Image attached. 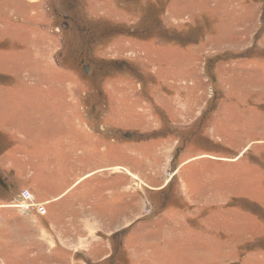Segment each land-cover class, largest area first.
<instances>
[{
	"label": "rangeland",
	"instance_id": "374dc122",
	"mask_svg": "<svg viewBox=\"0 0 264 264\" xmlns=\"http://www.w3.org/2000/svg\"><path fill=\"white\" fill-rule=\"evenodd\" d=\"M1 141L0 264H264V0H0Z\"/></svg>",
	"mask_w": 264,
	"mask_h": 264
},
{
	"label": "built area",
	"instance_id": "2783aa9c",
	"mask_svg": "<svg viewBox=\"0 0 264 264\" xmlns=\"http://www.w3.org/2000/svg\"><path fill=\"white\" fill-rule=\"evenodd\" d=\"M26 191V194H22L25 198V201L18 204L16 203L15 207L18 208V210H20L23 214H25V212H27V210L25 209L26 207H33V209H35V212L38 213V214H42L45 212V207L43 204L41 203H37L34 201V199L32 198V196L30 195V193H28L27 190ZM24 192V191H23ZM24 207V209H23Z\"/></svg>",
	"mask_w": 264,
	"mask_h": 264
},
{
	"label": "flooded vegetation",
	"instance_id": "af4514ba",
	"mask_svg": "<svg viewBox=\"0 0 264 264\" xmlns=\"http://www.w3.org/2000/svg\"><path fill=\"white\" fill-rule=\"evenodd\" d=\"M88 100L83 98L84 108H85V111H86V117H87L88 121H90V120H93L92 119V116L94 115L93 111H94V109L96 107V104H94V103L96 101L95 100H90V99H88ZM1 178H2L3 182L6 185V187H3V188H8V187L11 188V184L9 182H6L5 178H3V176Z\"/></svg>",
	"mask_w": 264,
	"mask_h": 264
},
{
	"label": "crops",
	"instance_id": "0c3cea01",
	"mask_svg": "<svg viewBox=\"0 0 264 264\" xmlns=\"http://www.w3.org/2000/svg\"><path fill=\"white\" fill-rule=\"evenodd\" d=\"M77 115L81 118V120L84 122V121H86V122H89L88 121V119H87V117H86V111H85V108H84V103H83V98H82V101L80 100V108L79 109H77ZM81 127H82V125H81ZM99 137H101L100 135H98ZM13 142H15V140L13 139ZM15 144V143H14ZM13 146V145H12ZM11 146V147H12ZM82 176H84V175H81L80 177H78L77 179H80ZM1 186V185H0ZM3 187V186H2ZM68 188V187H67ZM66 188V189H67ZM66 189H64L63 191H65ZM62 191V192H63ZM62 192H60L59 194H57V195H55V196H53V197H51L50 199H46L47 201H49V200H54V199H56L57 197H59L60 195H61V193ZM0 201H1V199H0ZM1 207V206H0ZM3 207H6V208H10V207H7L6 205H3Z\"/></svg>",
	"mask_w": 264,
	"mask_h": 264
},
{
	"label": "trees",
	"instance_id": "16d2710c",
	"mask_svg": "<svg viewBox=\"0 0 264 264\" xmlns=\"http://www.w3.org/2000/svg\"><path fill=\"white\" fill-rule=\"evenodd\" d=\"M68 18H70V15H68ZM72 21V20H71ZM146 31V30H145ZM136 32L137 31H132V32H130L131 34L133 33V35H135L136 34ZM112 65V64H111ZM115 64H113V66H114ZM4 142V141H3ZM1 147H2V141L0 142V150H1ZM1 189L3 188L2 186L0 187Z\"/></svg>",
	"mask_w": 264,
	"mask_h": 264
},
{
	"label": "water",
	"instance_id": "95a60500",
	"mask_svg": "<svg viewBox=\"0 0 264 264\" xmlns=\"http://www.w3.org/2000/svg\"><path fill=\"white\" fill-rule=\"evenodd\" d=\"M0 185L3 186V187H6L5 183L3 182L1 176H0Z\"/></svg>",
	"mask_w": 264,
	"mask_h": 264
}]
</instances>
